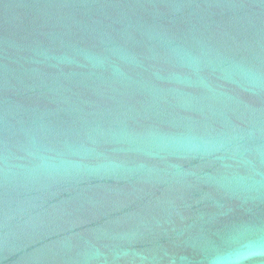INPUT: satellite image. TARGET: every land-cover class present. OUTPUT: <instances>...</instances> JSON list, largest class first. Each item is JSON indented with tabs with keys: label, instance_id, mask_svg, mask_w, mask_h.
<instances>
[{
	"label": "water",
	"instance_id": "obj_1",
	"mask_svg": "<svg viewBox=\"0 0 264 264\" xmlns=\"http://www.w3.org/2000/svg\"><path fill=\"white\" fill-rule=\"evenodd\" d=\"M0 264H264V0H0Z\"/></svg>",
	"mask_w": 264,
	"mask_h": 264
}]
</instances>
